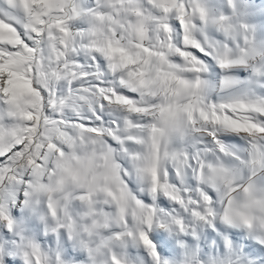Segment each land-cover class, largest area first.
<instances>
[{
  "label": "snow or ice",
  "instance_id": "snow-or-ice-1",
  "mask_svg": "<svg viewBox=\"0 0 264 264\" xmlns=\"http://www.w3.org/2000/svg\"><path fill=\"white\" fill-rule=\"evenodd\" d=\"M0 264H264V0H0Z\"/></svg>",
  "mask_w": 264,
  "mask_h": 264
}]
</instances>
